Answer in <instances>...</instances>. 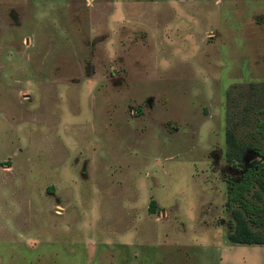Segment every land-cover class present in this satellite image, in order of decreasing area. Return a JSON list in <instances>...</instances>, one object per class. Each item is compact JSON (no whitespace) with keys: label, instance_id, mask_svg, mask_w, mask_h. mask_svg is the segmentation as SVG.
I'll use <instances>...</instances> for the list:
<instances>
[{"label":"rangeland","instance_id":"rangeland-1","mask_svg":"<svg viewBox=\"0 0 264 264\" xmlns=\"http://www.w3.org/2000/svg\"><path fill=\"white\" fill-rule=\"evenodd\" d=\"M259 104L264 0H0V264H264L226 238Z\"/></svg>","mask_w":264,"mask_h":264},{"label":"trees","instance_id":"trees-1","mask_svg":"<svg viewBox=\"0 0 264 264\" xmlns=\"http://www.w3.org/2000/svg\"><path fill=\"white\" fill-rule=\"evenodd\" d=\"M252 105L249 103L247 108L252 109ZM255 109L257 115L250 139L237 136L235 122L228 117L224 128V157L229 164L240 166L243 152L248 149L259 156L252 164L238 170L237 178L226 179V206L230 214L226 238L235 242L264 243V144L261 143L264 139V106L259 104ZM153 206L154 200L151 199L149 209L152 210Z\"/></svg>","mask_w":264,"mask_h":264}]
</instances>
